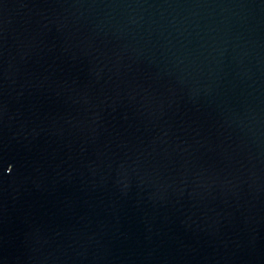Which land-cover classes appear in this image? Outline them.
Segmentation results:
<instances>
[{
    "label": "water",
    "instance_id": "water-1",
    "mask_svg": "<svg viewBox=\"0 0 264 264\" xmlns=\"http://www.w3.org/2000/svg\"><path fill=\"white\" fill-rule=\"evenodd\" d=\"M0 264H264V0H0Z\"/></svg>",
    "mask_w": 264,
    "mask_h": 264
}]
</instances>
